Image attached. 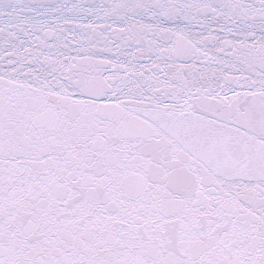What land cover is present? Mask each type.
Segmentation results:
<instances>
[{
	"label": "snow or ice",
	"instance_id": "snow-or-ice-1",
	"mask_svg": "<svg viewBox=\"0 0 264 264\" xmlns=\"http://www.w3.org/2000/svg\"><path fill=\"white\" fill-rule=\"evenodd\" d=\"M0 264H264V0H0Z\"/></svg>",
	"mask_w": 264,
	"mask_h": 264
}]
</instances>
